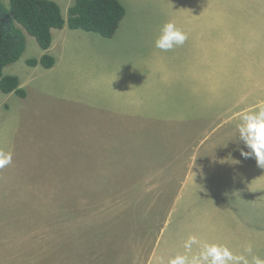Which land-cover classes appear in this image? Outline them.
<instances>
[{
    "label": "rangeland",
    "instance_id": "374dc122",
    "mask_svg": "<svg viewBox=\"0 0 264 264\" xmlns=\"http://www.w3.org/2000/svg\"><path fill=\"white\" fill-rule=\"evenodd\" d=\"M121 2L111 38L55 32L61 69L27 63L43 51L30 34L5 69L27 96L0 89V149L13 153L0 169V264H168L205 243L264 258V168L238 139L241 117L264 106V0ZM168 21L188 39L161 51ZM203 21L215 44L192 49ZM151 86L160 94L143 96Z\"/></svg>",
    "mask_w": 264,
    "mask_h": 264
},
{
    "label": "trees",
    "instance_id": "16d2710c",
    "mask_svg": "<svg viewBox=\"0 0 264 264\" xmlns=\"http://www.w3.org/2000/svg\"><path fill=\"white\" fill-rule=\"evenodd\" d=\"M126 12L121 0H74L67 17L56 0H10L9 5L0 0V89L4 93L27 96L20 77L6 73L5 69L23 56L28 34L34 36L46 52L40 58H28L27 63L52 68L56 57L49 49L55 30L68 26L111 38L120 28Z\"/></svg>",
    "mask_w": 264,
    "mask_h": 264
},
{
    "label": "clouds",
    "instance_id": "9594fccd",
    "mask_svg": "<svg viewBox=\"0 0 264 264\" xmlns=\"http://www.w3.org/2000/svg\"><path fill=\"white\" fill-rule=\"evenodd\" d=\"M188 39V34L178 27L175 22L168 21L160 29L155 40V47L161 51H170L175 47L182 46ZM238 139L250 151L240 149L244 157L254 156L257 164L264 168V106L258 110L246 113L241 117L238 126ZM13 153L0 149V169L12 163ZM197 243L195 236H190L185 242V249L190 252L192 245ZM244 251L251 256L243 254L235 255L225 244L205 243L202 249L191 256L177 254L168 260V264H264V258L253 254L252 245L245 247Z\"/></svg>",
    "mask_w": 264,
    "mask_h": 264
},
{
    "label": "crops",
    "instance_id": "0c3cea01",
    "mask_svg": "<svg viewBox=\"0 0 264 264\" xmlns=\"http://www.w3.org/2000/svg\"><path fill=\"white\" fill-rule=\"evenodd\" d=\"M56 1H58L60 4H61V2L63 1V0H56ZM73 2H74V0H73ZM213 22H214V20H213ZM204 23V24H203ZM208 24V22H205V21H203L202 23H200V26H198V29H197V32H196V35H194V36H191L190 37V39H191V41H192V43H191V47L190 48H194V49H196V50H198V48L199 47H201V46H205L206 48H210V47H213L214 46V44H215V42H212V41H210L209 40V30H211V32H213V31H215V27H214V24L212 25L214 28H210L209 27V25H207ZM65 28H67V26H65L63 29H65ZM63 29H60V30H63ZM69 29L72 31V35H73V37H74V39H72V40H79L80 39V37H82V39L83 38H86V37H88L89 36V34L90 33H88V32H90V31H88L87 33L86 32H83V31H80V29H72V28H70L69 27ZM83 30V29H82ZM56 31H58V30H55L54 31V35H55V32ZM86 31V30H85ZM199 32H204L206 35H205V38H206V42H204L203 41V38H202V36H200V34H199ZM75 34H77V35H75ZM90 37V36H89ZM104 37V36H103ZM106 38V37H105ZM200 39H201V46L198 44L199 42H200ZM214 41H215V39H213ZM198 44V45H197ZM66 45V44H65ZM27 49V48H26ZM43 50V49H42ZM46 51H42V55L45 53ZM192 52H193V50H192ZM40 58V57H39ZM65 62V61H64ZM63 62V63H64ZM63 63H62V65H63ZM61 65V63L59 64L58 62H57V59H56V64L52 67V68H48V69H46V70H49V71H51V72H55V69L56 68H62V67H60V66H62ZM156 72H160L158 69L156 70ZM14 74H16V73H14ZM19 76V75H18ZM20 77V76H19ZM20 80H21V78H20ZM21 84H22V81H21ZM159 85V84H158ZM23 86V85H22ZM25 88V87H24ZM146 88V87H145ZM143 89V90H141V94L143 95V96H145V95H149V94H151L152 93V95L154 96L155 94H160V92L158 91H154V90H156V89H158V90H160V87H150V90H152V92H146V89ZM152 96V97H153ZM155 106V104L153 103V102H150V103H148V106L147 107H145V108H143V107H140V108H138V109H131V107H128V111H127V113H129V112H138V111H148V110H151L153 107ZM158 106V105H157ZM120 109H122V108H120ZM122 111H124V109L122 110ZM175 253V254H174ZM171 258H173V257H175L177 254H178V252L176 251V250H173V252L171 251Z\"/></svg>",
    "mask_w": 264,
    "mask_h": 264
}]
</instances>
